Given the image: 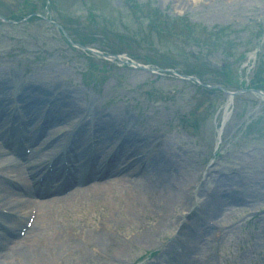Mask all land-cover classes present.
Returning <instances> with one entry per match:
<instances>
[{"label": "rangeland", "instance_id": "374dc122", "mask_svg": "<svg viewBox=\"0 0 264 264\" xmlns=\"http://www.w3.org/2000/svg\"><path fill=\"white\" fill-rule=\"evenodd\" d=\"M133 1L147 5L149 11L131 14L128 7L133 4L124 0H0V15L8 19H20L33 10L44 16L21 23L0 20V65H6L0 81L16 76L24 84L45 81L40 73L53 69L48 76L59 71L61 87L82 92L84 108L93 104L102 112L115 110L121 113L124 127L133 117L134 127L146 131L149 126L155 143L174 137L177 162L166 172L175 189L182 186L183 191L160 219L157 210L146 213L126 208L124 189L117 192L120 199L102 204L93 198L94 187L83 185L90 190L87 197L64 192L61 197L66 198L59 196L44 209L25 242L31 243L37 236L47 240L55 230L73 233L83 241L99 229L112 227L113 236L121 240L120 248L111 245L101 253L81 249L72 257L67 254L71 260L62 264H264V120L258 121L264 115V98L254 92L242 93L227 115L224 94H201L171 69L148 71L122 63L133 58L140 64L151 62L148 66L152 67L174 68L173 64L183 62L200 67L209 81H227L231 89L255 83L264 89V0ZM150 12L162 20L181 17L207 28H224L227 31L216 42L225 48L204 50L192 39L163 34L156 23H149ZM47 18L67 25L74 38L85 41L92 50L121 53L120 60L72 46ZM160 25L171 26L169 22ZM161 55L172 57L162 60ZM260 66L262 74L255 78ZM11 89L5 92L9 94ZM82 112L71 115L68 127ZM100 114L97 116L105 115ZM226 116L219 137L218 128ZM2 185L13 189L10 183ZM0 189L2 207L14 199V193ZM214 190L220 194L218 201H226L232 190L253 193L249 201L231 202L213 214L206 206L212 201L207 192ZM183 193L191 197L187 202L181 200ZM201 206L204 210L191 218ZM182 228L197 233V241L191 242L193 238L181 232ZM213 232L218 233L214 240ZM188 240L193 250L188 249Z\"/></svg>", "mask_w": 264, "mask_h": 264}, {"label": "bare ground", "instance_id": "6f19581e", "mask_svg": "<svg viewBox=\"0 0 264 264\" xmlns=\"http://www.w3.org/2000/svg\"><path fill=\"white\" fill-rule=\"evenodd\" d=\"M5 69V64L4 67L0 65V73ZM50 71L40 73L39 77L45 81L27 80L24 84L19 76H16L15 81H7V78L4 81H0V90L1 88L3 89L0 95V129L2 126H7V122L16 117L15 115L14 118H11L13 116V109H8L6 105L11 98L8 97L5 88L15 87L17 91H21L22 88L25 90L33 88L36 91L33 94L23 91L21 96V100L26 106L23 113L24 116L22 117V129L26 132L34 131V134L29 136L31 146L35 144L34 141H37L38 136L46 129L49 130L50 134L64 132L71 115L75 111L81 110L83 106V99H81L82 92L79 89L71 90L61 87L59 81L62 80V74L56 71L50 78V73L54 72V70L51 69ZM48 74L50 75L48 76ZM60 104L68 108L61 107L62 109H59ZM29 106H32V108ZM44 111H48V113L45 115ZM90 111L98 118L92 126L87 128L85 124H82L79 125L76 134L74 130L69 132L72 136H70L72 141L70 150L77 145L82 147V152H79L80 154L78 155H70L71 157L66 156L64 152L62 156L70 163L81 160L87 164L85 168H83V164L82 167L80 164L78 170L73 167L71 168L70 176H68L71 181L69 184H72L74 181L77 187L70 194L85 198L88 196L87 192L90 190L88 187H79L81 183H84L87 179L98 181L99 179L106 178L101 183H95L97 184L96 189H91V193L94 192V199L102 200V204L104 202L108 203L110 199H120L117 192L120 189H124L127 193V198H125L126 203L124 202L126 208L131 207L136 212L143 210L146 213L157 210L156 218L161 219L183 191L182 186L178 190L175 189L174 181L171 177H168V173L166 172L170 166H175L177 162L175 159L176 155L175 158L173 157L176 146L174 137L167 136L165 139L162 138L160 142L155 143V138L150 135L152 131L149 126L146 128V131H143L140 127H134L132 125L133 117L128 120L126 127H124V119L121 117V113L115 110L102 112L93 105L90 107ZM100 113L106 116H97ZM11 127L18 129L15 120H13ZM91 140L97 145L96 152L102 150L99 158L96 155L93 158H89V153L92 154L93 152L92 148H90L92 147ZM58 141L57 138L55 142ZM43 144H40V146ZM5 145L8 146V149L12 153L20 156L18 154L20 153V147L14 139L9 140ZM65 149L69 150L67 146ZM40 153L41 150H34L32 155L36 156ZM102 160L105 161V165L100 163ZM54 161V177L59 181L61 179V170L64 168L61 165V156ZM2 163L5 164V161H2ZM9 164L4 165L5 167H9V170H0L3 171L2 173H5H0V178L2 179L0 180V186H2V183L7 182L15 185L20 190L32 193L31 185L25 178L26 168H22L25 164L14 162H10ZM87 166H89L88 169ZM222 181L227 182V177L222 178ZM4 190L10 191L9 189ZM13 192H16V190ZM252 193L250 190H245L243 193H237L232 190L230 197L226 201L222 200L218 202L219 195L216 194L215 190L211 194L207 192L212 201L207 203L206 209L212 210L213 214H215L219 211V208L223 209L231 202L249 201ZM182 196L181 200L186 202L187 199L191 198L189 194L185 193ZM49 202H53V200L34 201V203L40 206L37 218L45 208L50 206ZM124 203L119 201L120 205H124ZM26 207L27 209L30 208L29 202ZM202 209L204 210V207H199L191 218L195 217ZM19 210V213H17L23 214L26 217L25 212H23L24 207L19 206ZM158 223L160 224L159 221ZM113 230L114 228L112 227L99 229L84 241H78L73 236V233H63L55 230L47 240H38L40 236H37L31 243L18 248L16 250V258L6 256V260L12 259L6 264H62L65 259L66 261L71 260L70 256L72 257L77 253H81V249H86L87 251L94 249L95 252L101 253L111 245L120 248L122 246L121 240L116 235L113 236ZM181 232L186 231L182 228ZM186 234L190 238H193L189 239L191 242L197 241V233L190 231V233L186 232ZM217 234V232L212 233L213 240ZM112 236L114 240L108 243V238L111 239ZM136 237L137 235L134 238ZM151 238L144 240V243H148ZM208 240L211 239L209 238ZM187 245L189 250L194 249L193 245H189L188 243ZM67 254H69V257Z\"/></svg>", "mask_w": 264, "mask_h": 264}, {"label": "trees", "instance_id": "16d2710c", "mask_svg": "<svg viewBox=\"0 0 264 264\" xmlns=\"http://www.w3.org/2000/svg\"><path fill=\"white\" fill-rule=\"evenodd\" d=\"M147 5H143L142 7L144 8V10L142 11L141 8L138 5H134L133 9H138V13H146L148 10V8L146 7ZM151 16L153 17V19H151L154 23L157 24V27L160 28L163 32L166 31V27H163L160 24L169 22L170 23V27H172V33H174L175 35H179L182 37H185L186 39H192L193 41H197L195 42L197 45L201 46L202 44H206L207 47H211L214 46L216 39H219L220 37H223V35L225 34V32L227 31L224 28L221 27H214V28H207L203 25L200 24H195V23H190L189 21L184 20L181 17H177V18H172L169 19V17L164 20H162V16L157 15L153 12H150ZM164 17V16H163ZM264 67V66H262ZM261 66L259 67V74H257L255 76V78L262 74L263 68ZM184 71L188 74H197V76L199 78H203L204 77V73L202 72V70L197 69V68H185ZM257 73V72H256ZM254 81V80H253ZM260 81V80H259ZM258 81V82H259ZM253 87H257L256 83L252 85ZM259 88V87H257Z\"/></svg>", "mask_w": 264, "mask_h": 264}]
</instances>
